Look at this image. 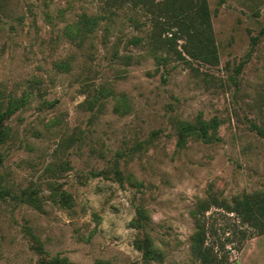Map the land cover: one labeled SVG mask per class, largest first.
<instances>
[{"label":"rangeland","instance_id":"obj_1","mask_svg":"<svg viewBox=\"0 0 264 264\" xmlns=\"http://www.w3.org/2000/svg\"><path fill=\"white\" fill-rule=\"evenodd\" d=\"M206 1L217 65H158L167 49L150 48L154 14L139 0H0V87L31 94L0 145V264H202L191 237L203 202L219 263L264 264V234L224 206L264 193V0ZM85 14L94 32L67 35ZM200 120L221 140L179 148L178 123ZM34 188L38 202L16 198Z\"/></svg>","mask_w":264,"mask_h":264},{"label":"trees","instance_id":"obj_2","mask_svg":"<svg viewBox=\"0 0 264 264\" xmlns=\"http://www.w3.org/2000/svg\"><path fill=\"white\" fill-rule=\"evenodd\" d=\"M139 3H143L144 7L154 14L153 27L151 34H149L148 44L150 48L153 51L167 49L168 56L154 53L158 65H163L172 58L187 60L186 56L210 65L218 64L219 54L211 34V15L206 0H162L157 4L152 1L139 0ZM97 26L98 19L85 14L80 22L69 27L71 30L67 32V35L71 34L73 38L78 36L85 39L94 32ZM170 34L171 37H164ZM184 36L186 39H184ZM181 39L185 41L183 50H175L170 54V51L174 49V45H177ZM253 42L256 43V39H253ZM135 43L139 42L136 41ZM65 65V63L62 64L63 67ZM108 89H100L94 100L88 101L89 104L93 106L102 97L109 95L111 91L109 92ZM30 97L31 94L28 92L17 96L6 93L0 87V145L5 144L12 138L11 128L7 123L13 115L28 104ZM124 99H126L124 96L118 99L115 109L118 111L122 108L125 113L127 108L123 104ZM218 128L219 123L217 121L179 122L177 146L179 148L186 147L191 137L207 143L218 142L221 140L217 137ZM154 134L156 135L157 132H154ZM2 160L0 155V164H2ZM9 196L10 189L5 183L4 176L0 173V199L5 200ZM20 196L22 198L28 196L29 200L33 201L35 199V202H38V189L22 190L16 198ZM58 199L59 203L65 208L73 206L71 195L66 191H62ZM199 206L198 211L193 212L197 229L191 237L192 254L200 259L202 264H220L214 248L208 244L206 223L203 220L205 212L209 210L210 206H206L204 202ZM224 206L227 212L235 213L242 219L243 223L253 227L256 233L264 234V193L244 194L242 197L236 198L234 205L224 204ZM142 215L144 217V214ZM157 253L159 252L156 248H150L147 255L154 257ZM39 264H69V260L57 256L49 261L44 260Z\"/></svg>","mask_w":264,"mask_h":264}]
</instances>
